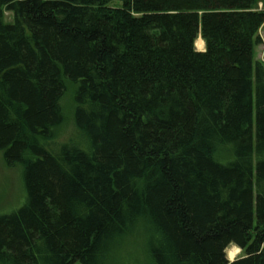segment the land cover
I'll return each instance as SVG.
<instances>
[{
    "label": "trees",
    "instance_id": "16d2710c",
    "mask_svg": "<svg viewBox=\"0 0 264 264\" xmlns=\"http://www.w3.org/2000/svg\"><path fill=\"white\" fill-rule=\"evenodd\" d=\"M263 23L264 0H0V152L26 193L0 264H121L126 241L264 264Z\"/></svg>",
    "mask_w": 264,
    "mask_h": 264
},
{
    "label": "rangeland",
    "instance_id": "374dc122",
    "mask_svg": "<svg viewBox=\"0 0 264 264\" xmlns=\"http://www.w3.org/2000/svg\"><path fill=\"white\" fill-rule=\"evenodd\" d=\"M3 16L5 23L12 21V15L7 10L3 11ZM258 35L260 36L261 42L259 44H254L253 59L254 61H260L264 66V23L259 29ZM195 48L199 51L204 49V41L201 37L196 39ZM63 104L65 108V121L60 129V138L65 137L73 132V106L71 104L70 94L67 95V99H65ZM25 197L26 193L23 183V166L21 164L11 167L6 166L2 157V153L0 152V214L8 213L17 209L23 204ZM123 246L125 249L122 251V259L120 258L121 264H144L142 245H139L138 243H132L127 246L126 241L124 242ZM225 253L228 261H231L242 255L241 249L232 244L226 248ZM120 254L121 251L119 255Z\"/></svg>",
    "mask_w": 264,
    "mask_h": 264
},
{
    "label": "bare ground",
    "instance_id": "6f19581e",
    "mask_svg": "<svg viewBox=\"0 0 264 264\" xmlns=\"http://www.w3.org/2000/svg\"><path fill=\"white\" fill-rule=\"evenodd\" d=\"M201 45H202V41H201ZM196 49V48H195Z\"/></svg>",
    "mask_w": 264,
    "mask_h": 264
}]
</instances>
